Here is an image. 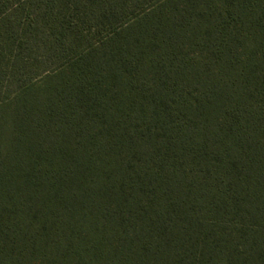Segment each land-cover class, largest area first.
Returning <instances> with one entry per match:
<instances>
[{
  "label": "trees",
  "instance_id": "1",
  "mask_svg": "<svg viewBox=\"0 0 264 264\" xmlns=\"http://www.w3.org/2000/svg\"><path fill=\"white\" fill-rule=\"evenodd\" d=\"M0 264H264V0H0Z\"/></svg>",
  "mask_w": 264,
  "mask_h": 264
}]
</instances>
